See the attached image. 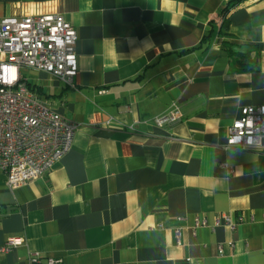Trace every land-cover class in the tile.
I'll return each mask as SVG.
<instances>
[{"label": "crops", "instance_id": "crops-1", "mask_svg": "<svg viewBox=\"0 0 264 264\" xmlns=\"http://www.w3.org/2000/svg\"><path fill=\"white\" fill-rule=\"evenodd\" d=\"M46 1L0 0V18ZM61 1L78 34L75 87L22 75L78 128L44 176L12 190L0 172V264H264V152L227 147L242 109L264 105V0L234 7L228 35L230 0ZM176 103L188 118L156 127ZM224 216L243 222L216 226ZM11 237L24 243L2 252Z\"/></svg>", "mask_w": 264, "mask_h": 264}, {"label": "built area", "instance_id": "built-area-1", "mask_svg": "<svg viewBox=\"0 0 264 264\" xmlns=\"http://www.w3.org/2000/svg\"><path fill=\"white\" fill-rule=\"evenodd\" d=\"M77 42V30L65 18L61 0L11 4L0 18V172L12 190L51 170L71 150L78 128L38 101L22 69L46 72L74 88L79 73ZM191 112L186 103H176L153 121L158 128L172 129ZM227 147L264 152V105L242 109L229 129ZM241 222L243 218L235 222L224 216L216 226L225 224L235 230ZM196 226H207L206 219L198 218ZM176 237L181 243L179 230ZM23 243V237H11L1 251ZM39 261V256L30 259L31 264ZM61 263L49 259L47 264Z\"/></svg>", "mask_w": 264, "mask_h": 264}, {"label": "trees", "instance_id": "trees-1", "mask_svg": "<svg viewBox=\"0 0 264 264\" xmlns=\"http://www.w3.org/2000/svg\"><path fill=\"white\" fill-rule=\"evenodd\" d=\"M242 2V0H230L228 2V5L220 12L219 16V20H221L222 24H221V33L224 35H228V15L231 12V10L236 7L237 5H239ZM209 39V38H207ZM207 39L205 41H207ZM225 47H226V51L227 53L231 56V57H235L236 56V50L241 48L236 44H232L230 42H225Z\"/></svg>", "mask_w": 264, "mask_h": 264}]
</instances>
